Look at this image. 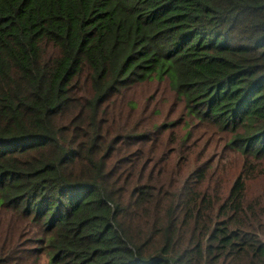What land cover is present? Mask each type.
<instances>
[{
  "label": "trees",
  "instance_id": "trees-1",
  "mask_svg": "<svg viewBox=\"0 0 264 264\" xmlns=\"http://www.w3.org/2000/svg\"><path fill=\"white\" fill-rule=\"evenodd\" d=\"M0 264H264V0H0Z\"/></svg>",
  "mask_w": 264,
  "mask_h": 264
}]
</instances>
